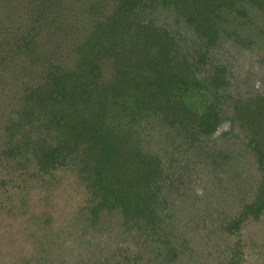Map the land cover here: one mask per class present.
I'll return each mask as SVG.
<instances>
[{"label":"trees","instance_id":"16d2710c","mask_svg":"<svg viewBox=\"0 0 264 264\" xmlns=\"http://www.w3.org/2000/svg\"><path fill=\"white\" fill-rule=\"evenodd\" d=\"M243 31L251 35L247 43ZM252 43L261 48L247 70L243 61H253L242 54ZM242 73L251 83L239 82ZM263 91L264 0H0V168L14 175L8 181L23 185L16 193L44 200L57 171L75 173L88 206L69 212L71 229L89 220L75 216L91 205L95 231L104 236L100 224H109L104 232L119 236V246L134 228L144 229L145 243L150 234L165 235L150 252L168 264H264ZM224 123L225 137L215 138ZM163 136L180 167L173 191L200 168L212 181L208 195L193 199L205 207L198 242L177 234L168 244L189 199L157 186L160 171L148 154L151 140ZM213 138L254 157L250 186L239 159L213 147ZM14 188L2 193L14 204L0 200L3 248L12 256L37 222V245L67 256L51 213L43 222L28 217ZM226 194L239 202L234 214ZM118 245L100 257L93 252L91 261L80 255L86 264H122Z\"/></svg>","mask_w":264,"mask_h":264},{"label":"rangeland","instance_id":"374dc122","mask_svg":"<svg viewBox=\"0 0 264 264\" xmlns=\"http://www.w3.org/2000/svg\"><path fill=\"white\" fill-rule=\"evenodd\" d=\"M254 20L260 21V17H256L254 18ZM251 39H252L251 35H249L246 31H243L241 33V42L246 40V43H247ZM222 40L223 38L219 42H221ZM251 46L253 47L250 49ZM260 48L261 47H256L252 43L250 44L248 49L245 48V52L243 51L242 56H245L246 57L245 59L246 60L248 59V61H253L251 63L245 60L243 61L244 62L243 65L246 67L247 70L253 65H255L253 63L257 57V54ZM250 74L251 73L247 72V78L251 76ZM237 79L239 80V82H242L245 84L251 83L250 79L247 80L243 73L240 74ZM248 92H251V89ZM228 129H229V124L224 123L220 128L217 129L216 133L214 134L216 137L215 136L214 137L217 139L221 137H225V136H221L222 134L220 133L222 131H228ZM263 140L264 138L259 142V145H258V148L260 151L262 150V147L264 145ZM151 141H153V144H151L149 148L150 153L148 154V157L149 156L154 157V159H152L154 162V165L160 171V173L156 176V179H155L157 180V186L159 187L160 192L164 191L170 197L174 193L173 194V198H174L176 195L175 192L178 193L180 191L182 193H188L187 198L189 199L188 206H187V212L189 213H186V214L184 213L183 215L182 214L180 215L179 213L178 216L175 215L177 217L175 220L177 221L174 220L173 224L176 226L175 227L174 225L171 226L173 227L174 230L171 228V230L173 231V234L172 236H170L171 238L169 239L168 244L169 245H171V243L174 244L173 243L174 240H177V241L179 240L177 234L179 236L181 234V237L182 235L185 236L186 234L187 237L185 236V238L187 240H190L189 237L192 236L191 240L198 242V239H201L203 234L206 233V231L202 230V222H201L202 213L205 210V207L203 208L202 204L201 205L194 204L193 199H194V196H196L197 199L198 197L203 199V197L209 194V190L212 187V181L209 180L208 171L206 170L207 172H204L203 169L201 168L198 169L196 172L197 178L196 179L194 178V180L192 179L193 177H190L191 174L188 173L187 174L188 178L187 179L183 178V185L177 186L173 191V188L170 185V182L173 183L178 179V177H180V167L173 158L168 156L167 152H169V150L171 149H170L168 140L166 142V139L164 138V136L158 140L153 138ZM159 142H166V143H159ZM212 142L213 144L212 143L210 144L213 147H215V144H217V147L218 149H221V152L224 151L225 154H229L231 156V160L234 161V160L239 159V162H237L236 164H237V167L240 166L239 168L244 171L243 175H241L244 180L243 182L246 185L250 186L252 182L251 180L253 179L252 174H255V175L257 174V169H256L257 163L256 161H254L255 160L254 157L250 156V158H247V159L244 158V156L247 157L248 155H250V152L246 151L245 153H242L241 151L233 147L228 148V145L222 142L221 139L219 141L214 142V138H213ZM161 150H164L166 152L163 153ZM232 151H236L240 153L241 155L239 156L238 153H235V152H233L234 153L233 155L231 154ZM149 160L151 161V159ZM13 176L14 175L10 173V171L0 168V200L2 199L8 200V202L14 204L15 200H11L14 198L7 199L2 194L4 190L9 193L10 189L15 187L12 184L13 182H15L14 180L11 182L8 181V179ZM52 177H53V182H52L53 186L50 187L48 191H45V192L42 191V194H45L43 198H46L44 200H41V197H39L37 194H33V195L28 194L27 196H25L23 194L16 193L23 185L19 184L14 189L16 190L15 191L16 197L18 195L20 196V197H17V200L22 198L24 202H26L28 217L35 218V216L36 217L41 216V219H39V221L43 222L44 220L43 218H45L46 216H48V214L51 213L54 219V222L52 223L62 228L61 241L66 243L65 245L68 250L67 256H64V254L59 255L56 251H52L46 248V246L37 245L39 243L38 241L41 239V235L35 234V232L39 229V226H40V223L36 222L31 228L27 229L25 232L23 231V235L25 236L24 237L25 244H23L22 246H16L13 251L12 256L9 254L8 249L5 250L2 244L0 243L1 245L0 249L3 248L2 250H0V254L5 255V260H0V261H3V264H86V262L88 263L89 260L91 261L93 252L94 253L100 252L98 254V257H100V255L103 256L106 253V251L109 250V248L110 249L115 248V245L116 244L118 245L117 241H118L119 236L114 235V234L110 236V234H106V232H104V231H108L107 227L109 224L107 225L102 224V223L100 224V227L101 225H103L102 233L104 234V236H100V234H98V232L95 231L97 221L94 218V215L90 212L91 205H90V209L87 210L88 214L84 213V211L79 214L77 213L76 216L72 214V217L75 216L78 218V215H80L81 217L85 219L89 218V220H86L82 226L78 224V226L76 227L77 228L79 227L78 228L79 230L71 229V227H73L74 225L72 226L68 225L69 223H71L70 213L71 212L73 213L77 208L79 207L81 208V206L83 205L88 206V202H86V199L88 198V193L86 190H83V187L80 183H77L78 180H77L76 174L73 173L72 175L71 172L66 171L65 168L63 170L61 169L57 171L55 175ZM5 178H6V181L8 182L5 181ZM2 180L5 181L4 185L7 186V189L2 184ZM36 192L41 194L39 188L36 189ZM152 192L154 193V191ZM226 202L231 212H233L232 214H234V212L238 209L235 203L239 205L237 198L232 197L230 194H226ZM49 204L51 205V207L49 206ZM2 207H4V205L2 204V201H0V220H1V217L4 218L6 216L5 210H3ZM188 215H190V217ZM64 216H66V218H63ZM192 218H194V220H192ZM13 219L15 218L12 217L11 221ZM102 220L109 221V219H106V218ZM21 223L22 221L20 223L18 221V224L15 227V231H17V228H18V232H20L19 229L21 228L19 227L21 226ZM249 226L251 227V225ZM66 227H70V228L67 229ZM166 227L165 229H169V227L168 228ZM206 229L209 230V227H206ZM12 230H13L12 228L6 230V235L8 237L13 233ZM116 230L120 231L121 229L118 228ZM70 232L75 233L76 235L71 236ZM139 234L140 236H138ZM192 234H195L196 236ZM145 235L146 234L144 232V229L140 230V229L134 228V232L129 233L127 235V238L126 237L124 238V241L122 242V244L120 246L118 245L119 246L118 250H120V252L118 251V253L120 254L119 258L121 257V259L123 260L122 264L124 263L126 264H168L167 259L165 261L162 260L163 257L161 254L150 252V247L152 246L153 242L156 241V243L154 242L155 243L154 247H155L156 245H158V243L160 244V241L163 242V237L165 235L162 236V238L160 239L159 236H157V234L156 235L150 234L149 235L150 239L146 241V243L143 240ZM158 239L160 240L158 241ZM126 240L127 242H125ZM234 240L235 239H232V241ZM193 241L189 243L190 245L189 248L192 249V253L194 251L196 254V251L193 248L195 247L196 242H193ZM92 243L94 244V247L95 246L97 247V250L92 249V251L88 253L87 250H89L90 244ZM163 245H165V243H163ZM85 252H86V257L88 258V261H87V258L80 255V254H84ZM94 260H95V255H94ZM172 262L173 263L171 264L179 263L178 261H175V259Z\"/></svg>","mask_w":264,"mask_h":264}]
</instances>
